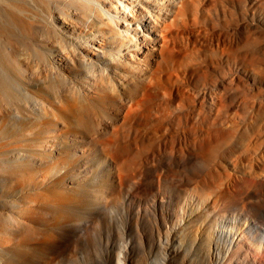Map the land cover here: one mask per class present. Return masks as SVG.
<instances>
[{"label":"bare ground","instance_id":"obj_1","mask_svg":"<svg viewBox=\"0 0 264 264\" xmlns=\"http://www.w3.org/2000/svg\"><path fill=\"white\" fill-rule=\"evenodd\" d=\"M223 62L233 67L220 70ZM53 73L74 83L89 104L118 101L120 86L132 83L135 92H122L132 109L158 103L160 113L156 107L152 114L164 121L163 137L127 141L122 175L114 178L115 191L125 193L123 216L146 245V264L154 253L162 254L161 264H264V0H0V117L14 81ZM38 145L43 152L55 144ZM20 148V141L0 146L5 156ZM39 162L31 167L36 182L14 172L25 178L35 207L44 202L29 193L47 177ZM104 187V208L91 209L99 217L112 207ZM61 202L54 198L52 211L73 213L72 225H81L46 239L30 225L31 206L0 201V264L17 254L27 264L31 247L55 264H86L78 251L87 252L84 259L91 254L93 264H142L129 230L123 244L102 241V252L67 245V235L81 236L95 222ZM163 227L175 228L170 239ZM161 236L165 252L148 244Z\"/></svg>","mask_w":264,"mask_h":264},{"label":"rangeland","instance_id":"obj_2","mask_svg":"<svg viewBox=\"0 0 264 264\" xmlns=\"http://www.w3.org/2000/svg\"><path fill=\"white\" fill-rule=\"evenodd\" d=\"M19 52L21 53L20 55L18 53V55L22 58L24 52L22 49ZM229 66L231 68L233 67L231 63L223 62L220 64V68L223 67V69L220 70H229L231 69ZM84 73L86 74V71ZM54 74H49L41 78L36 77L35 79L28 78L27 76V78L19 77L6 92L7 95L3 101L5 102L6 100L5 103L9 104H3L8 109L0 117V146L11 143V141L17 143L20 141V145L24 148L17 150V153L15 152L12 155L10 153L6 156L0 150V163H6L9 160L8 157L11 159L9 164H0L2 165L0 166V201L16 202L27 207V210L31 206L32 219L30 225L42 231L46 239H55V235L59 239L58 232L60 234L62 230H69V228H71V231H77L76 227L81 225L78 222L79 225L74 224L76 225L74 227L76 229L73 228L74 225L72 224L78 221V218L73 213H68L64 217L63 213L52 211L54 209L53 199L61 198V205L70 206L73 212L81 213L85 211L95 222L94 226L90 228L91 230L85 232L83 235L81 234V236H79L80 232L67 235L66 237L69 238L65 241L67 245H73L75 248L80 243H85L96 247L95 251L102 252L104 248L103 243H101L102 241H106L111 237L110 240H114L116 246L123 244L122 236L124 235V231L126 235V230H129L131 231L133 239L134 256L136 255L137 258L143 260V253H146V245H142L140 242L137 228L131 227L129 221L123 216L125 206L123 207L122 205H124L125 193L124 191L118 192L117 189L115 191L114 178L118 179V176L120 174L122 175L121 161L124 146L127 141L133 146L136 142L140 143L144 141L147 143L150 140L152 142L163 137L165 132L163 130H166V126L165 124H160L164 122L160 120V117H156L160 113L158 111V103L157 105V101H154L155 103L149 102L150 104L146 103L148 107L151 105L150 107L153 108L151 109L149 107V112L146 111L148 108L146 105L140 109L137 108V112L135 109H132L134 106L131 108L127 97H124L122 94V92H125L124 94L129 96L132 92H135L136 84L132 83L134 84L133 86L132 84L121 85L122 87L120 86V88L117 85L116 90L119 88L118 92L122 91L120 94L124 98L121 96L122 99L120 98V101H113L107 104L104 102L89 104L87 100H82L78 96L80 90L74 83L70 82L67 77H55ZM74 96L77 97V100ZM89 107L93 108L92 111L88 109ZM141 109L146 112L141 111ZM155 109L158 114L155 111L153 115L152 113ZM139 111L140 113L138 114ZM144 113L146 114L144 115ZM145 116L148 117V120L150 117V121L148 122L147 120L148 125L147 123L146 125L145 123L142 124V121L145 122ZM141 117L143 118L141 119ZM155 120L159 121L156 122ZM173 130L177 131L178 128H173ZM129 132L132 133L130 134ZM47 139L50 141L52 139V143L55 145L43 152L38 150L40 148L38 144H42ZM22 140L25 141L22 142ZM36 158L41 160L39 163L43 166L42 169L47 176L45 181L40 184L41 187L35 188V192L32 189L31 193L33 194L29 193L30 196H34L37 200L44 202L43 204L37 205V207L28 202L26 198L29 191L26 188L25 178L18 177L14 173L22 172L20 174L27 175L26 177L29 180L36 182V178L32 175L33 172H31L33 161ZM84 164L88 169L85 172H81ZM13 166L16 167L15 170H11ZM27 168L31 174L27 172ZM56 168H58V173L56 172ZM33 170L36 172L35 167H33ZM104 186L111 189L109 195L112 207L107 210V215L105 210V214L102 213L99 217V215L95 216L91 209L99 205H104L100 204V199L103 200L100 194ZM4 210L9 211V208L4 207ZM12 213L11 211L9 212V214ZM107 217L108 219L111 217V220H108ZM152 224L154 226V223ZM174 229V227L168 229L167 227H163V231H161L162 236L167 235L170 239ZM101 231L105 232L100 234ZM109 231L111 233L110 235L108 234ZM162 236L157 240L149 237L148 244L158 247V252L166 251L161 246L166 242L163 241ZM123 237L125 239V236ZM160 240L162 244H160ZM144 246L145 251L143 249ZM35 249L33 247L28 249L31 254L29 259H27V264H47L48 262V264H55L50 262L48 255L43 250ZM86 253L78 251V253L74 252V255L78 259L86 260V264H93L90 261L92 259L91 254L87 256L88 260L86 258L84 259L87 255ZM20 258L21 255L17 254L10 259L8 264H19ZM61 260L62 258L56 264H64V261L66 264H72L67 258ZM148 260L150 264H161L163 260L162 254L158 255V253H154ZM142 264H146V261L143 260Z\"/></svg>","mask_w":264,"mask_h":264}]
</instances>
